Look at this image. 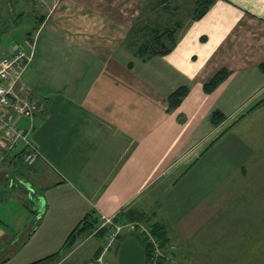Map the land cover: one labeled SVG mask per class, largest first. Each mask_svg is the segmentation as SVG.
Segmentation results:
<instances>
[{"label":"crops","instance_id":"1","mask_svg":"<svg viewBox=\"0 0 264 264\" xmlns=\"http://www.w3.org/2000/svg\"><path fill=\"white\" fill-rule=\"evenodd\" d=\"M144 3L11 0L12 33L25 30L21 40L32 43L20 83L42 109L19 121L39 151L35 163L16 154L0 164V211H12L0 215V233L12 231L0 264L58 251L91 211L152 212L170 244L201 252L214 238L219 245L210 222L220 207L264 171V157L257 158L264 149V0H214L176 30L166 52L142 59L124 38ZM220 69L227 77L205 92ZM180 86L188 91L170 108L168 95ZM215 110L224 115L217 125ZM88 248L95 253L99 243Z\"/></svg>","mask_w":264,"mask_h":264},{"label":"rangeland","instance_id":"2","mask_svg":"<svg viewBox=\"0 0 264 264\" xmlns=\"http://www.w3.org/2000/svg\"><path fill=\"white\" fill-rule=\"evenodd\" d=\"M10 4L11 0H0V22L2 20L4 22L1 24L0 30L2 26L11 25V28L0 37V40L7 47L12 43V40H15L16 43L28 49L27 42L30 41V37L21 40L25 30L18 29L12 33V23L9 21V18L12 20ZM192 6L193 0H164L162 3L159 0H145L142 14L137 16L138 20H135L130 26L124 38L130 55L138 57L135 49L145 40L143 31H140L138 27L143 25L151 26L150 28L168 27L167 35L169 36L176 22H180L183 26L192 20ZM15 15L16 13L13 14V17ZM14 19L17 23V17ZM22 19L25 20L26 17H22ZM26 23L29 24V19ZM131 41L132 44H130ZM0 48L2 49L0 55L7 53L3 47ZM263 130L260 132L261 136L264 135ZM262 143L258 142L257 144ZM257 152L258 159L264 157V149ZM21 160L25 163L22 157ZM5 162L8 161H0V164ZM5 206L2 208V212L11 215L12 211H4L7 207L11 208V205ZM2 212L0 211V215ZM221 217L223 222L221 224L216 223V218L219 221ZM144 218L142 221L125 222H115L114 219H111L105 223L103 221L107 218L95 217L96 221L93 228L79 235L71 249L65 252V257H62V259L65 258L64 264H118L117 252L126 231L130 234L129 236H135L140 244L143 243L141 237H144L145 242L151 245V255L146 256L147 264H158L159 260L161 264H264V171L252 177L232 200L220 207L214 221L210 222V224L215 223L211 226L210 233L218 232L219 235V245L217 246V239L215 240V238L212 243L205 248L203 247L201 252L190 251L191 253H186L181 247L175 248V245L170 244L168 240L165 246H161L160 241L151 233L152 227L147 224L148 222ZM10 238H12V231L3 230V233H0V262L10 255V247H7ZM91 241L99 243V248L95 253H89L88 247Z\"/></svg>","mask_w":264,"mask_h":264},{"label":"trees","instance_id":"3","mask_svg":"<svg viewBox=\"0 0 264 264\" xmlns=\"http://www.w3.org/2000/svg\"><path fill=\"white\" fill-rule=\"evenodd\" d=\"M160 3L164 0H159ZM214 2V0H193V6L191 8V19L197 20L201 18L209 9L211 4ZM23 14H20V16ZM19 16V15H18ZM22 18V17H21ZM181 26L180 22H176L175 27L171 30L169 36L167 35V29L168 27H152L148 25H143L142 27H138L140 31H143V36L145 38L142 43H140L136 49L135 53L139 58H148L153 54L156 53H164L166 52L170 45L174 44L175 41V33L176 30ZM136 31V30H135ZM31 31H28L26 34L30 35ZM137 34H139L138 31H136ZM145 33V34H144ZM133 42L131 41L130 44ZM127 44L124 42V46L126 47ZM259 69L264 73V61L259 64ZM228 75V71L226 69H220L217 71L207 82L203 84V90L205 92H211L214 90ZM188 89L186 86H180L176 88L174 91H172L168 95V103L170 108L177 107L179 103L181 102L182 98L186 95ZM224 118V115L218 111L215 110L211 113L210 121L213 125H217L221 122V120ZM151 213H144L141 211H137L134 209H127L124 211H121L118 216H116L114 221H142L144 218L152 228L151 233L158 239L161 243V246H165L167 243V231L163 224L157 223L153 221V216ZM95 217L98 216L95 215L93 211L86 213L75 225V227L71 230L67 238L65 239L63 245L61 248L52 253L49 254L43 258H40L38 260H35L29 264H55L58 262L65 254V252L69 249H71L74 242L77 240L76 238L81 235L82 233L86 231H90L93 226L94 222L96 221ZM99 218V217H98ZM145 221V222H146ZM133 232V231H132ZM136 240L137 238L132 235ZM138 237V236H137ZM139 238V237H138ZM143 243H141V246L144 249L145 253V259L144 264L146 263V256L151 255L152 247L149 243L145 242V238L141 237ZM158 264H161V261L159 260Z\"/></svg>","mask_w":264,"mask_h":264},{"label":"built area","instance_id":"4","mask_svg":"<svg viewBox=\"0 0 264 264\" xmlns=\"http://www.w3.org/2000/svg\"><path fill=\"white\" fill-rule=\"evenodd\" d=\"M27 45L25 49L19 43H11L9 52L0 55V161H9L20 154L30 165L40 154L28 138L29 130L19 121L23 117L32 119L42 109V104L20 83L31 57L32 43L27 42ZM103 218H107L105 223L113 219Z\"/></svg>","mask_w":264,"mask_h":264},{"label":"water","instance_id":"5","mask_svg":"<svg viewBox=\"0 0 264 264\" xmlns=\"http://www.w3.org/2000/svg\"><path fill=\"white\" fill-rule=\"evenodd\" d=\"M144 257V249L134 237L126 238L120 244L118 264H143Z\"/></svg>","mask_w":264,"mask_h":264}]
</instances>
